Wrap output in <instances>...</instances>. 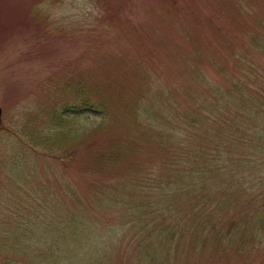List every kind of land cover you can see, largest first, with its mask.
Wrapping results in <instances>:
<instances>
[{
    "label": "rangeland",
    "instance_id": "1",
    "mask_svg": "<svg viewBox=\"0 0 264 264\" xmlns=\"http://www.w3.org/2000/svg\"><path fill=\"white\" fill-rule=\"evenodd\" d=\"M262 41L264 0H0V264H264L259 149L180 190L214 140L180 114L200 74L264 77Z\"/></svg>",
    "mask_w": 264,
    "mask_h": 264
},
{
    "label": "trees",
    "instance_id": "2",
    "mask_svg": "<svg viewBox=\"0 0 264 264\" xmlns=\"http://www.w3.org/2000/svg\"><path fill=\"white\" fill-rule=\"evenodd\" d=\"M256 47L261 51L264 50V41ZM239 64L241 66L240 80L232 79L227 70L220 71L228 79V83L225 82L224 87L213 85L201 73L198 82L202 84L207 96L211 95L212 100L202 101L197 107L190 106L191 110H180L187 126L197 128L199 125L204 126L206 122L214 129L213 135H210V140L211 137H214V140L206 150L201 148V152L197 150L198 154L195 152L192 154L191 151L185 155L188 161L192 160L189 167L193 178L189 183L190 187L185 189L182 186L180 188L184 194L194 193L197 187L205 189L210 186L214 177L219 176L220 178L226 175L222 174L225 168H227L226 172L230 173V177L242 178L245 174L244 164L250 156L249 152L254 153L251 148L259 149L264 156V77L261 72L255 70L253 61L249 60L246 53L239 59ZM186 97H189L190 101L196 102V93H190ZM82 102L83 106L89 104L86 100ZM211 114L212 116H209ZM195 115H199V118ZM52 117V122H48L44 132L39 133L37 137L41 135L42 138H50L63 129L62 117L59 114ZM248 140L252 142L248 144ZM213 142L216 147L211 149L210 146L213 145ZM253 143H255L254 146H252ZM245 151L246 155H243L241 152ZM226 164H229V167H225ZM217 198L219 199L217 207H219L222 200ZM256 215L253 224L251 223L250 228H247V231L241 235L246 243H253L255 240L257 242L258 239L264 238V209L258 208ZM200 223L204 222L200 221Z\"/></svg>",
    "mask_w": 264,
    "mask_h": 264
},
{
    "label": "water",
    "instance_id": "3",
    "mask_svg": "<svg viewBox=\"0 0 264 264\" xmlns=\"http://www.w3.org/2000/svg\"><path fill=\"white\" fill-rule=\"evenodd\" d=\"M0 114H1V110H0Z\"/></svg>",
    "mask_w": 264,
    "mask_h": 264
}]
</instances>
